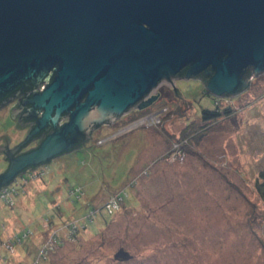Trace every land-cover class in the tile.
<instances>
[{
  "label": "rangeland",
  "instance_id": "1",
  "mask_svg": "<svg viewBox=\"0 0 264 264\" xmlns=\"http://www.w3.org/2000/svg\"><path fill=\"white\" fill-rule=\"evenodd\" d=\"M246 78L239 93L220 97L201 77L162 79L147 94L157 98L146 112L133 106L105 119L91 127L86 144L29 176L17 173L0 186V264H35L57 235L68 233L79 240L64 242L47 264H264V203L256 188L264 168V70ZM19 100L0 106V145L7 140V148L27 126L10 113ZM217 106L220 116L203 122L202 110ZM150 112H162V123L142 126ZM199 127L204 133L194 135ZM35 145L26 142L14 155ZM6 166L0 151V172ZM121 188L125 205L108 225L101 227L100 216L86 226L76 221ZM119 249L129 258L115 257Z\"/></svg>",
  "mask_w": 264,
  "mask_h": 264
},
{
  "label": "water",
  "instance_id": "2",
  "mask_svg": "<svg viewBox=\"0 0 264 264\" xmlns=\"http://www.w3.org/2000/svg\"><path fill=\"white\" fill-rule=\"evenodd\" d=\"M186 66L185 78L208 75L214 96L245 88L248 69L264 70V0H0V92L56 67L46 87L10 112L27 126L18 144L0 145L9 157L0 184L68 151L103 120L145 109L157 98L149 91ZM27 102L43 110L30 131ZM60 118L38 146L14 155Z\"/></svg>",
  "mask_w": 264,
  "mask_h": 264
},
{
  "label": "trees",
  "instance_id": "3",
  "mask_svg": "<svg viewBox=\"0 0 264 264\" xmlns=\"http://www.w3.org/2000/svg\"><path fill=\"white\" fill-rule=\"evenodd\" d=\"M55 68L53 67V68H50L49 70H44V69L38 70L37 72H34V74L32 76H30L28 78H24V79H22V80H20L18 82H15V86L10 91H5V92L8 93V94H10L12 92H17L18 96L22 97V98H20L21 102H22V100H27L35 92L41 91L44 87H46L52 81V79L55 76ZM184 71H186V68L184 70H182V75L185 74ZM246 77H247V74L245 76V79H246ZM206 79H208V78H206ZM41 86H43L42 89H40ZM25 106H26L27 110L30 113L29 114H24V116H22V119L26 120V122H30V124H31V126H30L31 128L29 129V131H30L36 125V123H37L39 117L41 116V113H42L43 110H42V108L32 106V104L28 103V102L25 104ZM223 109H224V112L227 113L229 108L225 107ZM139 112L141 114L143 112H146V110L145 111L144 110H139ZM220 112H221V110L219 109L218 106L215 109H213V110L203 109L202 113H201L202 121L204 122V121H207V120L216 119V118H218L220 116V114H221ZM66 114H68V113L62 114V116H65ZM62 116H61V118H62ZM131 121H129L127 124L131 123ZM59 125H60V123H57V126L55 127L53 125V123L51 121H49L46 124V126L43 127L40 130V132L35 134L33 137H36V138L38 137V139H39L38 144H39L42 141V139H44V137L46 135H48L49 133L54 131L55 128L59 127ZM99 125H96L95 129H97L99 127ZM188 126H189L188 128H190L192 130V127L194 126V123L190 122V123H188ZM185 133H187V132H183L182 134H185ZM192 133L194 135L196 134V135L200 136L202 133H204L203 132V128L202 127L193 128V132ZM90 135H91L90 133H88V134L84 133V134L78 135L77 136V141L74 143V145L68 151H64V152H62V153H60V154H58L56 156H59V155L65 153V152H69L71 150H74V149L80 147L81 145L86 144L89 141V139L91 138ZM38 144H36V146H38ZM36 146H34V147H36ZM34 147H32V148H34ZM189 147L190 146H188V147L185 146L186 149L185 148H182V149H183L184 152H188V151L190 152L191 149H189ZM56 156H54V157H56ZM48 161H46V162H48ZM46 162H42V163H39L37 165L28 166L23 171H21L20 173H23V174H26V175L29 176V174L30 175L33 174L34 169L38 165H42L43 163L47 164ZM256 179H257L256 180V188H257V191H258L260 199L264 203V168H262L258 172ZM133 183H135V181L132 180V182H131V184H129V186L135 185ZM5 184L6 183H1L0 186H4ZM72 189L74 190L73 195L74 196H78V193L80 192V189L77 188V187L76 188L73 187ZM76 189H78V190H76ZM131 189L134 190L136 188H135V186L134 187L132 186ZM126 191L127 190L125 188H123V189L121 188L120 189L119 196L121 197V200L118 202L119 206L117 208L111 209L106 204H101V205H99L98 207L95 208V214H93V213H90V212L93 211V207L91 206L88 209H86L90 214H88L87 212L84 215L81 214L80 215L81 219H78V220L76 219L77 218V216H76L75 217L76 221L78 223H81V224L86 226L87 225L86 224V220H94V219H96L97 217L100 216V219L103 222V225H101V227H104V226L108 225L109 221H111V218H112L113 214L117 210L122 209L123 206L125 205V198L127 196V192ZM59 215H61V214L59 213ZM73 224H76V222H73ZM23 231L24 230H22L21 232H18L17 235H20ZM70 240H73L74 242H77V240H79V237H77L76 234H71V233L65 234V236L57 235L55 237V239H54V244L52 245V247L49 248V249H45V251L41 253V258H39V260L37 261L36 264H47V262L49 261L50 256L52 255V253H54L58 249L59 246L64 244V242L70 241ZM21 241L24 242L25 239H21ZM20 244H21V242H20Z\"/></svg>",
  "mask_w": 264,
  "mask_h": 264
},
{
  "label": "built area",
  "instance_id": "4",
  "mask_svg": "<svg viewBox=\"0 0 264 264\" xmlns=\"http://www.w3.org/2000/svg\"><path fill=\"white\" fill-rule=\"evenodd\" d=\"M152 112H150V113H146L145 115H148V114H151ZM162 113V112H161ZM161 113H159V115H158V117H155V116H153L154 114H151V119H147V120H144V121H140V123L142 124V126H144V125H148V126H152V125H155V124H157V122L158 123H162V121H160L159 120V116H160V114ZM153 118H155V119H153ZM138 119H140V117L139 118H137V119H134V120H132L131 121V123H129V124H127V126H130V125H132L133 123H135V122H137V121H139ZM155 123V124H154ZM181 145H183V144H181ZM182 152V150H180V152L179 153H181ZM183 156H185L184 154H183ZM183 156H182V159H183ZM119 194H120V192L118 193V194H116L117 196H113V199H112V201L111 202H108L106 205L108 206V207H110L111 209H115V208H117L118 206H119V201L121 200V197L119 196ZM125 194V193H124ZM4 195V194H3ZM2 195V196H3ZM1 196V197H2ZM5 199H6V196H5ZM91 213H93V212H91ZM25 234H26V232H24L20 237H17V240H18V243H20L21 242V239H25L28 235H26L25 236ZM54 244V241L53 242H51L50 243V245H49V247L48 248H51L52 247V245ZM48 248H44L43 250H42V252H44L45 251V249H48ZM41 252V253H42ZM40 256H41V254H40ZM39 260V258L35 261V264L37 263V261Z\"/></svg>",
  "mask_w": 264,
  "mask_h": 264
},
{
  "label": "flooded vegetation",
  "instance_id": "5",
  "mask_svg": "<svg viewBox=\"0 0 264 264\" xmlns=\"http://www.w3.org/2000/svg\"><path fill=\"white\" fill-rule=\"evenodd\" d=\"M186 69L188 68V66H186L185 67ZM209 69V68H208ZM185 72V71H184ZM247 73H250V69H248V71H247ZM184 75L185 74H183L182 75V72L180 73V74H178V75H176V77H179V76H183L184 77ZM208 75H205V73L204 72H201V73H199V74H197L195 77L197 78V77H201L202 78V80H203V82H204V85L206 84V81L208 80V79H206V78H208L207 77ZM160 81H162V80H160ZM160 81H159V83H160ZM159 83H157V85L159 84ZM156 85V86H157ZM17 90V89H16ZM8 91H10V90H8ZM5 93V94H4ZM15 97H18V93L17 92H12V93H10V94H8V93H6L5 91H3V92H0V106H3L5 103H7L8 101H11L12 99H14ZM23 107V106H22ZM29 112V111H28ZM30 113V112H29ZM63 117V116H62ZM66 119H68V116L66 117ZM66 121V120H65ZM65 121H62L61 120V118H60V120H59V122L58 123H60V124H62V122H65ZM92 130V128L90 129V131ZM26 138V137H25ZM31 140H33V141H35L36 142V144H38V142H39V139H38V137L36 138V137H33L32 136V138L30 137L29 139H28V141H26L27 143L28 142H30ZM22 146L24 145V142L21 144ZM36 146V145H35ZM34 147V146H33ZM32 148V147H31ZM30 148V149H31ZM7 153V152H6ZM5 153V160H6V163H7V165H8V163H9V157H8V155ZM11 156H12V154H11ZM6 169V168H5ZM4 169V170H5ZM3 170V171H4Z\"/></svg>",
  "mask_w": 264,
  "mask_h": 264
},
{
  "label": "crops",
  "instance_id": "6",
  "mask_svg": "<svg viewBox=\"0 0 264 264\" xmlns=\"http://www.w3.org/2000/svg\"><path fill=\"white\" fill-rule=\"evenodd\" d=\"M156 132V131H155ZM154 139H156V138H154ZM147 142H148V140H147ZM149 143V142H148ZM78 214V213H77Z\"/></svg>",
  "mask_w": 264,
  "mask_h": 264
},
{
  "label": "bare ground",
  "instance_id": "7",
  "mask_svg": "<svg viewBox=\"0 0 264 264\" xmlns=\"http://www.w3.org/2000/svg\"><path fill=\"white\" fill-rule=\"evenodd\" d=\"M113 126V125H112ZM17 183V182H16Z\"/></svg>",
  "mask_w": 264,
  "mask_h": 264
}]
</instances>
